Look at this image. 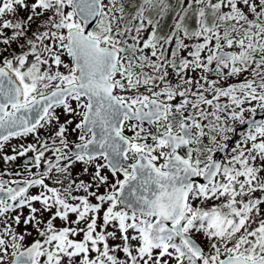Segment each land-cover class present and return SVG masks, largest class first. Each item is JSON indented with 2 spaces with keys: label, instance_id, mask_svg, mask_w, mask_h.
<instances>
[{
  "label": "snow or ice",
  "instance_id": "obj_1",
  "mask_svg": "<svg viewBox=\"0 0 264 264\" xmlns=\"http://www.w3.org/2000/svg\"><path fill=\"white\" fill-rule=\"evenodd\" d=\"M258 116L264 0H0V264H264Z\"/></svg>",
  "mask_w": 264,
  "mask_h": 264
},
{
  "label": "rangeland",
  "instance_id": "obj_2",
  "mask_svg": "<svg viewBox=\"0 0 264 264\" xmlns=\"http://www.w3.org/2000/svg\"><path fill=\"white\" fill-rule=\"evenodd\" d=\"M32 142V138L29 137L25 140H20V139H13L10 141L9 145H7L4 149V152L8 153V154H13L11 149L13 147H16L18 146L19 144L21 143H31ZM3 153H0V155H2ZM29 156L31 155V153L28 154ZM26 158L25 157H18L16 161L14 162H8L7 164H5L2 160H0V171H12V172H15V171H18L21 169L22 167V161L25 160ZM3 178H9L7 176L3 177Z\"/></svg>",
  "mask_w": 264,
  "mask_h": 264
},
{
  "label": "water",
  "instance_id": "obj_3",
  "mask_svg": "<svg viewBox=\"0 0 264 264\" xmlns=\"http://www.w3.org/2000/svg\"><path fill=\"white\" fill-rule=\"evenodd\" d=\"M257 118H258V119H259V118H264V116H258ZM24 163H25V160L23 161V164H24Z\"/></svg>",
  "mask_w": 264,
  "mask_h": 264
}]
</instances>
